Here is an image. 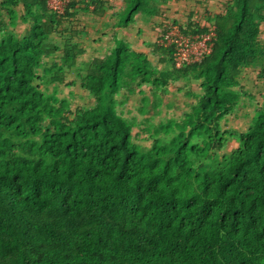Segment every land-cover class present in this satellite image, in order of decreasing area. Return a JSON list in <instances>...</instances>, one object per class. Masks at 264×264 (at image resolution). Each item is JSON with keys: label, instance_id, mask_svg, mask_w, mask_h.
<instances>
[{"label": "trees", "instance_id": "trees-1", "mask_svg": "<svg viewBox=\"0 0 264 264\" xmlns=\"http://www.w3.org/2000/svg\"><path fill=\"white\" fill-rule=\"evenodd\" d=\"M77 1L61 14L45 0L0 1L10 26L19 7L28 24L21 37L0 40V264H264V102L245 132L220 127L240 100L236 73L264 58L256 40L264 0H233L227 17L216 16L210 53L180 68L172 45H152L169 65L161 70L113 36L109 53L88 60L78 76L93 106L67 119V102L34 81L61 79L75 63L68 43L60 63L41 62L57 51L47 39L74 15ZM87 2L103 14L104 1ZM165 2L124 0L114 27L132 26L138 15L156 17ZM179 30L209 32L191 22ZM190 74L201 93L175 125L177 134L141 151L116 112L124 79L160 91L171 77ZM261 77L264 83V68ZM225 136L238 147L220 167L192 164Z\"/></svg>", "mask_w": 264, "mask_h": 264}, {"label": "rangeland", "instance_id": "rangeland-1", "mask_svg": "<svg viewBox=\"0 0 264 264\" xmlns=\"http://www.w3.org/2000/svg\"><path fill=\"white\" fill-rule=\"evenodd\" d=\"M102 1L107 4L106 10L103 15L98 16L93 13L87 0H78L72 10L74 15L62 19L55 33L47 39V48L52 50L56 47L57 51L49 53L41 63L46 66L54 62L60 63L62 48L68 43L75 46L74 52L77 54L73 66L64 68L61 79L52 78L50 82L47 77L43 82L34 81V85H38L45 95H54L58 100L67 102V119H72L76 110L93 106L94 101L81 89L78 76L84 72L88 60L109 53L113 36L129 43L135 52L146 54L154 67L166 70L169 68L168 63L159 53L152 51V45L160 44L161 36L166 34L169 37L176 36L177 30L185 28L187 22L206 27L213 34L218 22L216 16L225 15L226 7L233 0H166L159 4L158 16L138 15L133 26L123 29H116L113 23L124 7V0ZM52 2L53 0H49V5ZM21 14L19 7L16 9L14 24L10 26L6 14L0 9V40L6 34L19 38L25 33L28 24L21 20ZM222 22L224 20H219V23ZM256 40L259 44H264V21L259 24ZM263 68L264 58L255 61L253 66L240 68L236 73L233 90L240 95V100L236 109L220 122L221 131L242 133L251 125L256 109L264 102V83L261 77ZM36 71L40 76L41 68ZM171 78L160 91H155L150 86L137 87L135 83H128L129 79L125 78L127 83L115 96L116 112L132 126V142L139 145L143 152L151 146L154 139H158L163 145L169 143L177 134L175 125L189 112L196 96L201 93L200 80L193 79L191 74ZM168 122H174L173 127L156 136L154 130ZM32 140L39 142L36 138ZM237 147L236 139L225 136L220 148L210 150L204 159H191L192 164L197 166L202 161L210 167H220Z\"/></svg>", "mask_w": 264, "mask_h": 264}, {"label": "built area", "instance_id": "built-area-1", "mask_svg": "<svg viewBox=\"0 0 264 264\" xmlns=\"http://www.w3.org/2000/svg\"><path fill=\"white\" fill-rule=\"evenodd\" d=\"M46 5L51 11L56 14H61L65 5L70 0H53L52 4L49 5V0H45ZM183 29V28H182ZM213 34L208 32L206 34H191L185 31V33L177 30L176 36H162L160 39L159 46L166 47L169 45L173 46V62L176 68H180L184 65H188L201 60L203 56H206L211 51V38ZM170 39V40H169ZM168 42V43H166Z\"/></svg>", "mask_w": 264, "mask_h": 264}, {"label": "crops", "instance_id": "crops-1", "mask_svg": "<svg viewBox=\"0 0 264 264\" xmlns=\"http://www.w3.org/2000/svg\"><path fill=\"white\" fill-rule=\"evenodd\" d=\"M106 5H107L106 2H104V7H103V8H104V12H103V14L105 13ZM103 14H102V15H103ZM134 21H135V20H134ZM113 26H114V23H113ZM132 26H133V25H132ZM128 27H129V26H128ZM126 28H127V27H126ZM116 29H117V28H116ZM121 29H123V28H121ZM119 38H120V37H119Z\"/></svg>", "mask_w": 264, "mask_h": 264}]
</instances>
